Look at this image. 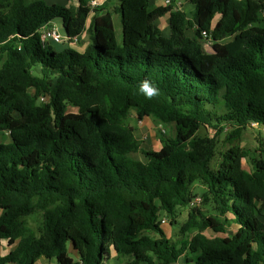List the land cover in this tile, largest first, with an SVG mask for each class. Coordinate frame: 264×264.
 Segmentation results:
<instances>
[{"label":"trees","instance_id":"trees-1","mask_svg":"<svg viewBox=\"0 0 264 264\" xmlns=\"http://www.w3.org/2000/svg\"><path fill=\"white\" fill-rule=\"evenodd\" d=\"M66 1L0 0V243L11 248L0 264H107L113 254L126 264H264V144L238 142L264 126V0H189V14L181 0H117L113 11V0ZM165 14L168 36L155 24ZM57 18L62 42L89 36L85 52L41 42L40 27ZM131 110L174 134L143 148ZM203 127L214 135H198ZM197 182L216 213L191 207L173 240L161 213L177 223ZM36 212L37 229L26 220Z\"/></svg>","mask_w":264,"mask_h":264},{"label":"rangeland","instance_id":"rangeland-1","mask_svg":"<svg viewBox=\"0 0 264 264\" xmlns=\"http://www.w3.org/2000/svg\"><path fill=\"white\" fill-rule=\"evenodd\" d=\"M48 3H56V4H60V5H66L67 1L66 0H45ZM184 2H186V4L182 5L183 9H185L188 13L190 12V5L191 3L189 2V0H184ZM117 4V0H113L112 2L109 3V9L111 11H113V8L115 7V5ZM262 15H264V11L261 13ZM91 17V16H90ZM113 20L116 24V26L119 28L121 25L120 22V17L117 14L113 13ZM53 24H55L57 26V29L59 30L60 34L63 35L64 33V29L62 26V22L61 19L57 18L53 21ZM117 37H118V42H120V31H117ZM88 41L86 40H81L79 43H67V42H60V43H56L53 44V48L54 50H56L57 52L60 51H64L67 48H72L80 53H83L86 51V49L83 47V45H85ZM205 48L206 49H210V45H206L205 44ZM37 72V71H36ZM126 122L132 126H134L136 128V136L137 138L140 140L141 142V146L145 149H150V150H158L161 147L160 141H159V136H160V132L166 134L167 136H171L174 134V129L172 125L169 124H164L161 123L158 120H155L153 118H147L144 121H139L137 120L134 110H131L129 112V114L126 117ZM231 131V128L228 127L224 133H222L221 135H219L217 137V146H216V154L213 158V160L211 161V166L215 167L217 165V163L220 161L221 159V152L225 151L229 146L230 143L227 140V134ZM198 135H209L212 136L214 135V132L212 130L206 129V128H200L197 131ZM238 142L240 143V145L245 148V149H249L250 151H256V149H260L261 146L264 144V126H260V125H249L248 127H246L241 136L240 139L238 140ZM258 154V152H257ZM135 157L141 158L142 156L137 153L134 154ZM249 161L247 159L243 160V164L244 167H246L247 169L250 168V165L248 164ZM191 191L192 193L195 195V197H201L202 191H203V185L200 184L199 182L194 183L191 186ZM192 207V205L190 204V206L188 208H178L177 209V223H169V217L164 215L163 213H161V217H165L167 219V222L165 224H162V229L164 230V232L169 235L170 237L174 239L178 238L180 236L179 233V226L181 223H183L187 217H188V211L189 209ZM195 207H200L201 210L206 214V215H212L215 214V208L214 205L211 201H209L206 204H203L202 202L199 205H196ZM263 214H264V209H263ZM261 220L264 222V216H260ZM223 218V217H221ZM226 219H228L227 222V233L228 234H234L237 226L231 221V215L227 214L225 216ZM27 222L35 229L40 227V223H41V217H40V213L36 212L33 215L27 216L26 217ZM11 248L7 245L6 241H3L2 244L0 245V254L5 253L6 251L10 250ZM71 251V250H70ZM70 255H72L76 260L77 257L75 255L74 252H69ZM122 260L124 261V264H126V260L127 259H131V257L129 256H121ZM116 260L113 261V263ZM37 264H56L54 260H46L45 258H40L39 261L37 262ZM115 264V263H114Z\"/></svg>","mask_w":264,"mask_h":264},{"label":"crops","instance_id":"crops-1","mask_svg":"<svg viewBox=\"0 0 264 264\" xmlns=\"http://www.w3.org/2000/svg\"><path fill=\"white\" fill-rule=\"evenodd\" d=\"M150 3L153 4V5H164V0H150ZM183 3H184V5L186 4V2H184V0H181V1L179 2V8L182 9L183 11L187 12V11H186L185 9H183V7H182ZM176 4H177V2H176ZM192 9H193V5L191 4V5H190V11H191ZM187 13H188V12H187ZM189 13H190V12H189ZM189 13H188V14H189ZM113 23H114V28H115V34H116V39H117V41H118V37H117L118 32H117V31H118V30L120 31V32H119V33H120V42H119V43H121V39H122V29H121V25H120V27L118 28V27L116 26L114 20H113ZM155 24L160 28V30H161V32H162L163 35H165V36H168V35H169L170 30H169V17H168V14H165L164 16H162V17H160L159 19H157V20L155 21ZM187 33H188L189 35H191V34H192V30H188ZM79 39L88 41L85 45H83V47L86 49L87 46L89 45V36L85 33V34H83ZM81 40H79L78 43H79ZM147 118H150V116H146V117L142 118V119L139 120V121H144V120L147 119ZM151 118H152V117H151ZM135 135H136V131H135ZM136 137H137V136H136ZM159 141H160V139H159ZM160 144H161V142H160ZM227 230H228V229H227ZM227 234H228V233H227ZM3 241H5V240H3ZM3 241H1L0 245L2 244ZM8 251H9V250H8ZM8 251H6L5 253H7ZM3 254H4V253H3ZM0 255H1V254H0ZM114 260H116V261L114 262L115 264H124V261L122 260V257H121V256H118V255H116V254H113V255H112L111 260H110L107 264H114V263H113ZM129 261H131V259H127L125 263H128ZM175 264H186V263H185V261H184V258L181 256V257L175 262Z\"/></svg>","mask_w":264,"mask_h":264},{"label":"built area","instance_id":"built-area-1","mask_svg":"<svg viewBox=\"0 0 264 264\" xmlns=\"http://www.w3.org/2000/svg\"><path fill=\"white\" fill-rule=\"evenodd\" d=\"M91 5H96L98 4L97 0H89ZM171 2V0H164V5H168ZM179 2L177 1V6L179 7ZM39 33H40V40L43 44L45 43H60L63 41L64 37L62 34H60L59 30L57 29V26L55 24L52 23H46L43 24L40 29H39ZM204 37L206 38L205 44L206 45H210V43L212 42V40L206 35L205 32H202ZM41 100H45L46 97L41 96L40 97ZM202 202L201 197H195L193 198V200L191 201V205L192 207H195L196 205H199ZM160 222H162L163 224H165L167 222V219L165 217H161L160 216ZM175 264V263H173Z\"/></svg>","mask_w":264,"mask_h":264},{"label":"clouds","instance_id":"clouds-1","mask_svg":"<svg viewBox=\"0 0 264 264\" xmlns=\"http://www.w3.org/2000/svg\"><path fill=\"white\" fill-rule=\"evenodd\" d=\"M142 91L146 92L149 97H151L155 93V89L150 87L147 82L142 85Z\"/></svg>","mask_w":264,"mask_h":264},{"label":"water","instance_id":"water-1","mask_svg":"<svg viewBox=\"0 0 264 264\" xmlns=\"http://www.w3.org/2000/svg\"><path fill=\"white\" fill-rule=\"evenodd\" d=\"M207 50H210V51H212L211 47H210V49H207Z\"/></svg>","mask_w":264,"mask_h":264}]
</instances>
